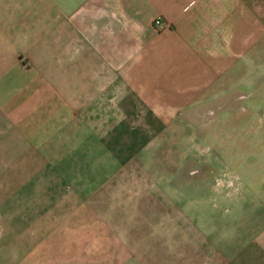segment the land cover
I'll list each match as a JSON object with an SVG mask.
<instances>
[{"label":"crops","instance_id":"obj_1","mask_svg":"<svg viewBox=\"0 0 264 264\" xmlns=\"http://www.w3.org/2000/svg\"><path fill=\"white\" fill-rule=\"evenodd\" d=\"M262 50L264 0H0V264H264L260 139L196 107Z\"/></svg>","mask_w":264,"mask_h":264},{"label":"rangeland","instance_id":"obj_2","mask_svg":"<svg viewBox=\"0 0 264 264\" xmlns=\"http://www.w3.org/2000/svg\"><path fill=\"white\" fill-rule=\"evenodd\" d=\"M260 62L262 66L260 68L253 67L250 65L252 61H246V66L243 68H236L233 69L232 75H230V81L226 85H222L219 89V92L215 93L211 99L200 100L196 104V107H207V108H217L221 106H228V107H243L245 106V114H241V116L234 114H230L229 116V129L225 131L228 132L229 136V150L232 151L230 153L237 154L238 148L235 146H231V144H235V140L239 136V138H256L260 139L261 146H244L241 150H244L245 153H260L264 155V50L259 52ZM250 63V64H248ZM248 64V65H247ZM243 73L245 74V80L250 78L253 74H260V77H256L257 80L260 78L259 81L252 82L249 81L245 82V85L237 83V75ZM239 90H245V99H238L237 92ZM198 110L195 109L194 113H197ZM200 112V111H199ZM194 117L202 118V115L198 114H186L182 116L183 120V127L185 130H182L181 137H182V152L183 153H197V154H220L224 153L221 152V144L223 139V135L226 134L224 131L220 130V127L214 125V129L212 132H207L205 134L204 131H201L198 127L197 131V145L195 150L188 145L190 142V134L194 137V133L188 131V124L190 120H194ZM217 117V116H216ZM219 117V116H218ZM226 117V116H225ZM241 117L240 122L237 121V118ZM200 123V122H198ZM238 130H241L237 132ZM243 133V134H242ZM211 134V135H210ZM242 134V136H240ZM207 136V138H206ZM213 139V142H212ZM213 144V145H212ZM213 148H212V146ZM213 151V152H212ZM240 152V151H239ZM243 153V152H241Z\"/></svg>","mask_w":264,"mask_h":264},{"label":"built area","instance_id":"obj_3","mask_svg":"<svg viewBox=\"0 0 264 264\" xmlns=\"http://www.w3.org/2000/svg\"><path fill=\"white\" fill-rule=\"evenodd\" d=\"M155 24H158L159 25L160 24V21L159 20H156L155 21Z\"/></svg>","mask_w":264,"mask_h":264}]
</instances>
